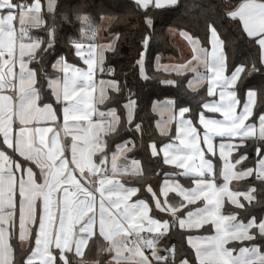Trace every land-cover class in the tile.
Returning <instances> with one entry per match:
<instances>
[{
	"label": "snow or ice",
	"instance_id": "snow-or-ice-1",
	"mask_svg": "<svg viewBox=\"0 0 264 264\" xmlns=\"http://www.w3.org/2000/svg\"><path fill=\"white\" fill-rule=\"evenodd\" d=\"M132 3L151 28L148 11L179 0ZM56 8L57 0H0V264H90L87 251L100 239L107 264H264V214H241L264 188H232L249 178L264 185V104L256 89L238 95L245 77L264 75V0H225L224 11L258 48L259 67L230 65L214 23L211 51L185 32L190 59L169 66L157 57V71L191 74L186 90L199 95L206 87L213 98L201 97L195 113L183 95L153 104V111L169 112L157 126L171 125L161 133L169 143L149 145L173 169L162 172L160 183L161 173L149 177L139 160L128 159L134 140H112L122 123L140 133L141 145L143 135L135 93L128 89L123 103L113 100L127 82L98 79L114 71L105 69V53L115 51L118 34L99 44V29L79 16L78 34L61 51ZM134 67L142 80L152 79L143 53ZM159 83L181 87L179 80ZM249 142L256 155L246 166L249 156L240 150ZM173 232L185 234L183 253L171 243Z\"/></svg>",
	"mask_w": 264,
	"mask_h": 264
},
{
	"label": "trees",
	"instance_id": "trees-1",
	"mask_svg": "<svg viewBox=\"0 0 264 264\" xmlns=\"http://www.w3.org/2000/svg\"><path fill=\"white\" fill-rule=\"evenodd\" d=\"M232 4H238L241 0H230ZM225 0H179L175 7H166L162 9H152L148 15L153 21V26L149 28L145 23L144 10H137L131 0H57L56 16L59 36V48L66 51L67 38L76 36L79 32V16L88 15L95 27H99L101 19L104 16L112 17V21L106 29V33L119 36L115 45V51L105 53V69H113L110 74L101 75L110 80L127 82V88L119 94L112 93L113 100L123 103L128 89L135 93L134 99L137 102L136 122L142 123L143 135L142 145L140 133L126 132V124L122 123L120 132L112 137L116 143L123 140H134L136 150L127 153L130 159L139 160L147 176L152 177L156 173H161L155 177L156 182L160 183L163 179L162 172H171L173 169L163 165L161 159L155 158L150 154L149 145L156 142L158 147L168 143L166 135L159 134L155 129L156 115L151 111V105L154 100L165 98H175L183 95L186 98V106H191L193 112L199 107L201 97L208 100L206 96V87L200 88L199 95L186 90L187 81L191 75L178 77L176 74L164 73L155 69L157 57L164 61L166 57H176L178 49L174 48L170 42L169 30L178 32H187L202 42V46L209 49L208 24L214 23L217 27L221 39L225 42V53L228 57V63H244L249 66L255 61L259 67V51L252 45L246 37L240 35L238 21H233L224 15ZM66 18V19H65ZM51 19H49V24ZM43 30H33L34 34H42ZM145 37H150L147 49L143 46ZM144 54L145 69L150 80H142L139 77L135 62ZM161 79H172L181 81V87L168 88L162 86ZM258 91V105L264 104V75L252 74L245 77L240 85L238 95L243 98L248 89ZM113 107L118 105L113 104ZM241 149L249 156L246 166H251L255 157V149L251 147ZM236 155V154H235ZM234 155V156H235ZM255 183L258 189L264 188L259 182L251 178L242 181L234 188L244 189ZM258 202L254 201L253 206L248 209L249 213L259 217L264 214V193L258 192ZM203 233V231H201ZM200 232V233H201ZM171 243L177 246L178 252L183 253L188 249L185 243V234L173 232ZM17 256L19 257L21 245L19 241L15 242ZM106 242L102 239L91 243L87 251V259L90 264H107L110 256L103 251Z\"/></svg>",
	"mask_w": 264,
	"mask_h": 264
},
{
	"label": "crops",
	"instance_id": "crops-1",
	"mask_svg": "<svg viewBox=\"0 0 264 264\" xmlns=\"http://www.w3.org/2000/svg\"><path fill=\"white\" fill-rule=\"evenodd\" d=\"M132 1V0H131ZM111 21H112V18H108V22H107V24L106 25H104V26H102L101 25V23H100V25H99V27H97L98 29H99V31H98V33H97V42L99 43V44H106V43H108V41L114 36L113 34H108V33H106V29H107V27L109 26V24L111 23ZM169 36H170V42H171V45L174 47V48H177L178 49V55L177 56H179V55H181V53L184 51V56H189L190 54H191V47H190V45H189V43H188V41L185 39V37L182 35V33H180V32H178V31H175V30H169ZM85 43L87 44L88 43V41H85ZM209 51H211V44L209 43V49H208ZM168 59H170V57H166L165 58V60L164 61H161V60H159V63H160V65H162L161 63H164V62H166V61H168ZM188 59H190L189 57H186V58H181V61L182 62H184L185 60L187 61ZM201 71H203V69H201ZM161 72H164V71H161ZM164 73H166V72H164ZM172 74H175V73H172ZM191 75V74H190ZM192 77V75L190 76V78ZM189 78V79H190ZM98 79H103V80H105V81H108V80H110V79H108V78H106V77H102V76H98ZM216 98H218V97H216ZM211 99H213L212 97H209V99L208 100H211ZM238 111H239V109H238ZM209 116H213L214 118H218V119H221L222 117H220V115L217 113V114H211V113H209L208 114ZM157 117V116H156ZM157 120V119H156ZM155 125H156V121H155ZM156 127V126H155ZM156 129V131L158 132V130H157V128H155ZM170 129H171V125H168V129H167V131L166 132H169L170 131ZM159 133V132H158ZM159 134H161V133H159ZM162 135V134H161ZM217 139V141H219V138H216ZM169 143V142H168ZM166 144V143H165ZM163 146V145H162ZM161 146V147H162ZM233 155H235V153H233ZM129 160H132V159H130V158H128ZM168 166V165H167ZM169 167H171L172 168V166H169ZM163 180V179H162ZM162 180H161V182H162ZM240 182H242V181H240ZM240 182H236V181H234L233 182V184H232V188L233 189H237V188H234L235 186H238L239 185V183ZM249 188V187H248ZM248 188H244V189H239L240 191H245V190H247ZM241 201L242 202H244V203H246L245 201H243V198L241 197ZM196 234H201V235H203V234H206V233H197V232H195V231H193V235H196ZM20 243V242H19ZM185 243H186V241H185ZM21 245V244H20ZM186 246H187V244H186ZM188 247V246H187Z\"/></svg>",
	"mask_w": 264,
	"mask_h": 264
},
{
	"label": "rangeland",
	"instance_id": "rangeland-1",
	"mask_svg": "<svg viewBox=\"0 0 264 264\" xmlns=\"http://www.w3.org/2000/svg\"><path fill=\"white\" fill-rule=\"evenodd\" d=\"M108 18H112V17H110V16H104L102 19H101V25L102 26H104V25H106L107 24V22H108ZM180 33H185V32H180ZM191 52V51H190ZM191 56H192V52H191V54L189 55V56H184V51L181 53V55H179V56H176V57H170V59H168V61H166V62H164V63H161L162 65H175V64H178V63H181L182 61H181V58H186V57H189V58H191ZM186 61V60H185ZM159 65H160V63H159ZM155 69H157V62L155 63ZM190 79H192V77L190 78ZM199 87V86H198ZM166 99H169V98H165V99H162V100H154L153 101V103H152V105H151V111H152V113H154L156 116H157V120H156V127L155 128H157V130H158V132L159 133H162V132H166L167 131V129H168V126L166 127V126H164V124L162 123L161 125H160V127H158L157 126V122L158 121H165V120H167V118H168V115H169V112L168 111H166V110H164V109H162V108H157L155 111H153V104L155 103V102H157V101H159V102H163V101H165Z\"/></svg>",
	"mask_w": 264,
	"mask_h": 264
}]
</instances>
